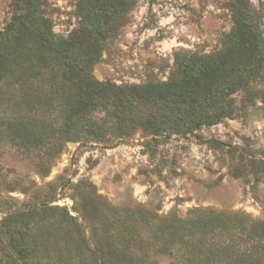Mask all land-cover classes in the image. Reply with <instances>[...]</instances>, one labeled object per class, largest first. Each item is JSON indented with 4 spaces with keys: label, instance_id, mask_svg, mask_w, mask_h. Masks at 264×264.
I'll return each instance as SVG.
<instances>
[{
    "label": "rangeland",
    "instance_id": "obj_1",
    "mask_svg": "<svg viewBox=\"0 0 264 264\" xmlns=\"http://www.w3.org/2000/svg\"><path fill=\"white\" fill-rule=\"evenodd\" d=\"M230 1L133 0L93 78L117 86L167 81L177 52L221 49L233 28ZM248 1L264 38V0ZM78 2L48 0L59 36L79 26ZM11 12V0H0V30ZM14 96L13 79L0 82V264L9 262L7 217L39 203L65 208L81 227L87 250L75 264H218L207 244L194 243L192 221L232 219V235L238 220L264 222V73L232 96V118L180 135H124L98 110L92 118L104 124L102 137L65 141L54 130L58 108L16 112ZM170 220L185 230L162 236Z\"/></svg>",
    "mask_w": 264,
    "mask_h": 264
},
{
    "label": "trees",
    "instance_id": "obj_2",
    "mask_svg": "<svg viewBox=\"0 0 264 264\" xmlns=\"http://www.w3.org/2000/svg\"><path fill=\"white\" fill-rule=\"evenodd\" d=\"M133 6V0H79V26L59 36L47 13L48 0H11V16L0 30V82L13 79L15 96L9 100L16 112L22 105L46 111L53 105L61 119L54 130L65 141L83 134L102 137L104 124L92 118L98 110L113 118L124 135L134 129L153 136L187 134L232 118V96L264 73V38L249 1H230L233 28L223 36L220 50L209 55L177 52L167 81L98 82L92 68ZM6 220L7 264L35 258L45 264H75L87 250L81 227L65 208L34 204ZM231 221L199 219L188 232L196 237L194 243L207 244L218 264H264V222H233L237 231L232 235L227 228ZM179 223L170 220L159 233L184 231Z\"/></svg>",
    "mask_w": 264,
    "mask_h": 264
}]
</instances>
